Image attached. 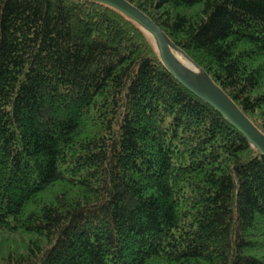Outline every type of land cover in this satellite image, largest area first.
I'll return each instance as SVG.
<instances>
[{
  "label": "trees",
  "instance_id": "obj_1",
  "mask_svg": "<svg viewBox=\"0 0 264 264\" xmlns=\"http://www.w3.org/2000/svg\"><path fill=\"white\" fill-rule=\"evenodd\" d=\"M264 133V0H128ZM93 0H0V264H264V155ZM29 235L27 241L23 237Z\"/></svg>",
  "mask_w": 264,
  "mask_h": 264
},
{
  "label": "water",
  "instance_id": "obj_2",
  "mask_svg": "<svg viewBox=\"0 0 264 264\" xmlns=\"http://www.w3.org/2000/svg\"><path fill=\"white\" fill-rule=\"evenodd\" d=\"M111 5L137 21L155 40L161 57L172 74L188 90L217 109L264 155V133L248 118L233 99L192 58L178 47L146 12L128 0H93ZM181 54L195 69L178 58Z\"/></svg>",
  "mask_w": 264,
  "mask_h": 264
},
{
  "label": "rangeland",
  "instance_id": "obj_3",
  "mask_svg": "<svg viewBox=\"0 0 264 264\" xmlns=\"http://www.w3.org/2000/svg\"><path fill=\"white\" fill-rule=\"evenodd\" d=\"M152 41L156 44L154 38L152 36H150ZM23 237L25 240H29L30 236L29 235H24ZM22 236L19 235V233H17L16 236H12L10 234H8L7 231L0 229V245L4 246L6 244H10L11 246H16V244L19 243V241L21 240Z\"/></svg>",
  "mask_w": 264,
  "mask_h": 264
},
{
  "label": "bare ground",
  "instance_id": "obj_4",
  "mask_svg": "<svg viewBox=\"0 0 264 264\" xmlns=\"http://www.w3.org/2000/svg\"><path fill=\"white\" fill-rule=\"evenodd\" d=\"M178 58H179L181 61L185 62V63L188 65V67H190V68H192V69H195L194 64H193L192 62H190L188 59H185L181 54H178Z\"/></svg>",
  "mask_w": 264,
  "mask_h": 264
}]
</instances>
